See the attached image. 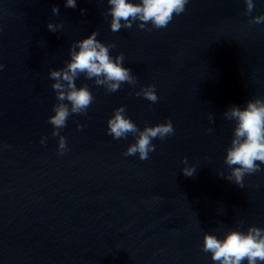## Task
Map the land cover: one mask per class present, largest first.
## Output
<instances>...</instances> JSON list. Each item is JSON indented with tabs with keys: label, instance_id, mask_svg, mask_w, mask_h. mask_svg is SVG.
Listing matches in <instances>:
<instances>
[{
	"label": "water",
	"instance_id": "95a60500",
	"mask_svg": "<svg viewBox=\"0 0 264 264\" xmlns=\"http://www.w3.org/2000/svg\"><path fill=\"white\" fill-rule=\"evenodd\" d=\"M0 264H264V0H0Z\"/></svg>",
	"mask_w": 264,
	"mask_h": 264
}]
</instances>
